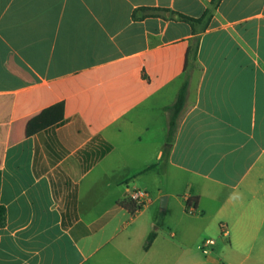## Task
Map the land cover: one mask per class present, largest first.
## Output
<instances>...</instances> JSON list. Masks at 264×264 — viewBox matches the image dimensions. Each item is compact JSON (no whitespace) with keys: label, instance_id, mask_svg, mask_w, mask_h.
I'll return each instance as SVG.
<instances>
[{"label":"crops","instance_id":"1","mask_svg":"<svg viewBox=\"0 0 264 264\" xmlns=\"http://www.w3.org/2000/svg\"><path fill=\"white\" fill-rule=\"evenodd\" d=\"M210 1L0 0V264H264V0Z\"/></svg>","mask_w":264,"mask_h":264},{"label":"trees","instance_id":"2","mask_svg":"<svg viewBox=\"0 0 264 264\" xmlns=\"http://www.w3.org/2000/svg\"><path fill=\"white\" fill-rule=\"evenodd\" d=\"M220 2H221V0H211L210 6L204 11V13L199 18L188 17L186 15H183V14H180L177 12H173L169 9H162V11L169 13L171 18L174 20L187 23L191 27L192 34L194 36H196L195 41H197V35L204 32L207 29L208 24L211 20L213 11L218 7ZM190 52H191V46H190V48H188V51H187V59L190 58V56H189ZM186 88H187V86L185 84L179 90L176 101L171 108V116H170V119L168 122L166 145L162 151V157H161L162 162H165L167 160V157H168V154L170 151L171 143H172L174 133L176 130V120H177L178 115H179V113L183 107V104H184ZM130 201L132 203L127 205V208L133 214L136 212L137 206H136L135 202H133L131 199H130ZM190 204H191V200H187V202H186L187 208H189ZM5 224H6V210H5L4 206H2L0 204V228L4 227ZM153 238H154V233H151L148 236V245H150ZM147 246H146V248H147Z\"/></svg>","mask_w":264,"mask_h":264},{"label":"built area","instance_id":"3","mask_svg":"<svg viewBox=\"0 0 264 264\" xmlns=\"http://www.w3.org/2000/svg\"><path fill=\"white\" fill-rule=\"evenodd\" d=\"M129 198L135 202L136 206H137V210L136 212L140 211L141 206L145 205L146 202L148 201V194L140 189H132L130 191V195ZM212 244L211 240H206L200 247V249L203 252H206L205 247L206 245Z\"/></svg>","mask_w":264,"mask_h":264},{"label":"rangeland","instance_id":"4","mask_svg":"<svg viewBox=\"0 0 264 264\" xmlns=\"http://www.w3.org/2000/svg\"><path fill=\"white\" fill-rule=\"evenodd\" d=\"M146 205V204H145ZM145 205H143V206H141V209L145 206ZM140 209V210H141ZM216 241H217V245L214 247V253H213V256H217L216 254H219V255H221V252L224 250V249H227V251H228V249H229V247H228V244H226V242H225V239L220 235V236H218V237H216ZM223 246V247H222ZM199 252L198 253H200V255H202L203 254V251L202 250H198ZM202 253V254H201ZM229 254H230V252H229ZM203 257H204V255H202ZM230 256L232 257V254H230ZM234 256V255H233ZM216 258H220L221 259V257L220 256H218V257H216Z\"/></svg>","mask_w":264,"mask_h":264},{"label":"water","instance_id":"5","mask_svg":"<svg viewBox=\"0 0 264 264\" xmlns=\"http://www.w3.org/2000/svg\"><path fill=\"white\" fill-rule=\"evenodd\" d=\"M166 201H167V197L166 196H162L160 198V206H161V208L164 209L166 207Z\"/></svg>","mask_w":264,"mask_h":264}]
</instances>
